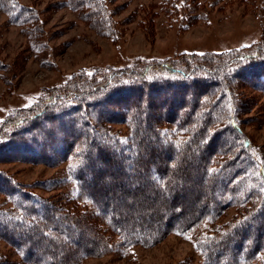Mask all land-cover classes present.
Listing matches in <instances>:
<instances>
[{"label":"trees","instance_id":"1","mask_svg":"<svg viewBox=\"0 0 264 264\" xmlns=\"http://www.w3.org/2000/svg\"><path fill=\"white\" fill-rule=\"evenodd\" d=\"M69 2L105 27L100 0ZM0 10L13 24L38 23L20 0H0ZM243 84L264 93V40L234 55L121 69L13 115L0 125V162L66 163L70 177L31 186L0 168L11 203L0 208V239L26 264H80L107 252L113 236L125 251L150 247L239 207L197 248L206 264H264V163L240 126ZM250 171L259 179L248 181Z\"/></svg>","mask_w":264,"mask_h":264},{"label":"rangeland","instance_id":"2","mask_svg":"<svg viewBox=\"0 0 264 264\" xmlns=\"http://www.w3.org/2000/svg\"><path fill=\"white\" fill-rule=\"evenodd\" d=\"M100 1L108 17L105 27L84 19L69 0H20L37 10L38 23L32 26L13 24L0 10V125L51 92L78 88L86 80L100 81L109 73L161 60L183 61L193 53L234 55L264 40V0ZM240 89L250 96L240 126L264 163V93L248 84ZM111 127L119 135L126 132L120 124ZM0 168L31 186L70 177L66 163L50 166L17 160L0 162ZM247 177L259 179L257 171ZM34 189L46 197L60 193ZM10 206L0 193V208ZM239 214V207H231L216 221L205 220L196 236L173 232L153 246L136 245L129 251L118 247L113 236L107 252L80 264H206L198 239ZM88 232L89 238L93 232ZM0 259L3 264H26L2 239Z\"/></svg>","mask_w":264,"mask_h":264}]
</instances>
